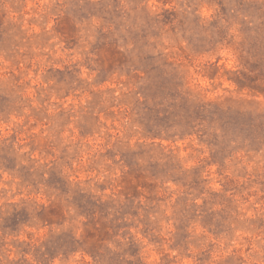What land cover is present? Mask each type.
Here are the masks:
<instances>
[{
    "label": "rangeland",
    "instance_id": "rangeland-1",
    "mask_svg": "<svg viewBox=\"0 0 264 264\" xmlns=\"http://www.w3.org/2000/svg\"><path fill=\"white\" fill-rule=\"evenodd\" d=\"M0 264H264V0H0Z\"/></svg>",
    "mask_w": 264,
    "mask_h": 264
},
{
    "label": "clouds",
    "instance_id": "clouds-1",
    "mask_svg": "<svg viewBox=\"0 0 264 264\" xmlns=\"http://www.w3.org/2000/svg\"><path fill=\"white\" fill-rule=\"evenodd\" d=\"M77 161H73V164H77ZM79 163H82V161H80ZM45 179H47V176H45ZM97 179H99V177H97ZM33 207L35 208L36 211H40V207L38 204H33Z\"/></svg>",
    "mask_w": 264,
    "mask_h": 264
}]
</instances>
